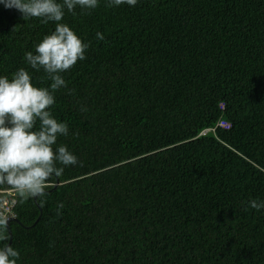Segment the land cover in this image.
Wrapping results in <instances>:
<instances>
[{
    "label": "trees",
    "instance_id": "16d2710c",
    "mask_svg": "<svg viewBox=\"0 0 264 264\" xmlns=\"http://www.w3.org/2000/svg\"><path fill=\"white\" fill-rule=\"evenodd\" d=\"M62 22L89 44L51 109L80 163L41 196L0 184L17 264H264V0H100ZM54 27L0 5V75Z\"/></svg>",
    "mask_w": 264,
    "mask_h": 264
},
{
    "label": "clouds",
    "instance_id": "9594fccd",
    "mask_svg": "<svg viewBox=\"0 0 264 264\" xmlns=\"http://www.w3.org/2000/svg\"><path fill=\"white\" fill-rule=\"evenodd\" d=\"M139 0H107L109 7H135ZM100 0H0L7 9H16L23 19L39 18L53 23L54 30L27 51L21 67L11 78L0 75V184L12 186L23 198L41 196L53 176L79 164L78 157L66 145H57L68 136V123L54 117L55 93L67 89L66 73L78 61L86 59L89 47L76 31L63 23L66 13L81 14L96 9ZM103 41L104 34L96 33ZM41 70L50 81L47 87L37 86L33 73ZM57 165H60L59 167ZM249 207L264 211V200L252 199ZM20 253L12 246L0 248V264H17Z\"/></svg>",
    "mask_w": 264,
    "mask_h": 264
},
{
    "label": "built area",
    "instance_id": "2783aa9c",
    "mask_svg": "<svg viewBox=\"0 0 264 264\" xmlns=\"http://www.w3.org/2000/svg\"><path fill=\"white\" fill-rule=\"evenodd\" d=\"M15 203V198L9 194L2 197L0 199V214H3V216L7 217V219L10 217H15L16 214L13 210Z\"/></svg>",
    "mask_w": 264,
    "mask_h": 264
},
{
    "label": "water",
    "instance_id": "95a60500",
    "mask_svg": "<svg viewBox=\"0 0 264 264\" xmlns=\"http://www.w3.org/2000/svg\"><path fill=\"white\" fill-rule=\"evenodd\" d=\"M40 209H41V208H40ZM41 213H42V210H41ZM41 213H40L39 217L41 216ZM39 217L36 219L35 223L39 220ZM12 221L20 222V220H19L18 217H10V218L7 219V221H6V225H7L8 229H9L10 239H9L8 243L5 245V247H7V246L10 245V243H11V241H12V238H13L12 231H11V229H10V222H12ZM35 223H33V225H34Z\"/></svg>",
    "mask_w": 264,
    "mask_h": 264
}]
</instances>
